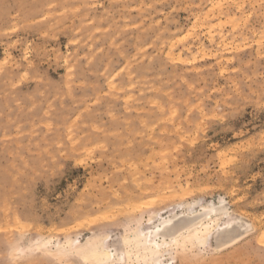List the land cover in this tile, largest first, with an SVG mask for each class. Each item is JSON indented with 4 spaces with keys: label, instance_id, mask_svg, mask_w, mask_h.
I'll list each match as a JSON object with an SVG mask.
<instances>
[{
    "label": "rangeland",
    "instance_id": "obj_1",
    "mask_svg": "<svg viewBox=\"0 0 264 264\" xmlns=\"http://www.w3.org/2000/svg\"><path fill=\"white\" fill-rule=\"evenodd\" d=\"M220 198L257 231L175 264H264V0H0V264Z\"/></svg>",
    "mask_w": 264,
    "mask_h": 264
},
{
    "label": "bare ground",
    "instance_id": "obj_2",
    "mask_svg": "<svg viewBox=\"0 0 264 264\" xmlns=\"http://www.w3.org/2000/svg\"><path fill=\"white\" fill-rule=\"evenodd\" d=\"M176 193L173 190L170 195L163 193L156 198H168ZM198 204L195 201L185 207L181 205L182 210L172 211L167 216L156 212L146 226L134 220V226L126 227L117 239L96 233L84 242L78 237H67L56 245L53 253L61 257L79 256L86 264H175L186 251L201 248L222 252L257 231L250 219L235 212L223 198L218 202ZM258 241L264 242V232L259 233ZM37 242V248L52 252L50 237ZM187 260L184 264H191L190 258Z\"/></svg>",
    "mask_w": 264,
    "mask_h": 264
}]
</instances>
